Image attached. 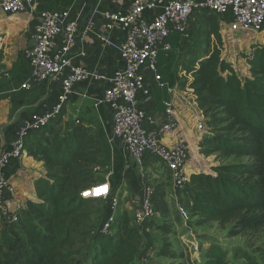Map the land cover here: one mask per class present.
<instances>
[{"label":"trees","instance_id":"1","mask_svg":"<svg viewBox=\"0 0 264 264\" xmlns=\"http://www.w3.org/2000/svg\"><path fill=\"white\" fill-rule=\"evenodd\" d=\"M203 19L209 32L203 56L183 65L181 88L191 92L202 113L210 115L208 126L222 135L200 146L203 155L219 154L247 163L212 167L211 174H191V217L198 226L216 223L225 229L233 224L230 237L258 233L264 230V45H251L249 53L241 55L247 66L242 80L222 58L218 18L206 13ZM169 54L161 55L158 65ZM60 119L61 115L24 142L25 155L43 163L46 175L35 182L36 200L26 203L17 229L0 230V264H133L143 237L130 226L126 213L118 211L113 235L91 237V207L97 199L84 193L100 185V141L78 121L75 126L63 125ZM166 197L163 187L156 188L154 209L163 217L169 214ZM152 220V229L170 234V225ZM228 253L211 245L201 264H230ZM171 256L184 259L182 253ZM187 258L189 264H196ZM233 258L264 264V242L253 251L235 249Z\"/></svg>","mask_w":264,"mask_h":264},{"label":"built area","instance_id":"2","mask_svg":"<svg viewBox=\"0 0 264 264\" xmlns=\"http://www.w3.org/2000/svg\"><path fill=\"white\" fill-rule=\"evenodd\" d=\"M124 2L128 4L124 6ZM32 3L0 0V12L22 13ZM206 13L215 15L221 26L232 30L264 31V0H72L62 12L40 10L34 14L31 44L23 52L31 73L20 90L52 92L56 88L58 94L44 112H33L17 125L8 147L0 141V221L6 231L17 229L19 214L26 208L22 202L13 209L6 206L14 194L7 169L25 154V140L64 113L75 86L82 83L99 85V92L91 100L94 109L108 110V144L119 146L129 162L136 159L142 167L147 159L165 171L177 220L191 218L193 190L186 170V149L177 138L172 144L166 143L177 128L176 113L171 104L154 113L150 104L153 86L168 94L176 93V89L162 83L158 74L160 56L171 52L174 37L186 34L194 15ZM95 48L97 56L89 68L87 61ZM0 76L10 77L7 72ZM198 129L203 130L200 122ZM139 181L140 207L133 209L130 226L142 235L143 244L149 234L148 224L156 216L155 190L140 168ZM117 200L115 192L111 199L113 215L102 223L100 236L114 233ZM147 258L143 254L142 259Z\"/></svg>","mask_w":264,"mask_h":264},{"label":"rangeland","instance_id":"3","mask_svg":"<svg viewBox=\"0 0 264 264\" xmlns=\"http://www.w3.org/2000/svg\"><path fill=\"white\" fill-rule=\"evenodd\" d=\"M220 30L223 39L222 58L232 65L239 77L243 80L247 76L241 55L249 53L251 43H254L256 40L264 43V34H254L241 30L229 32V29L223 26H220ZM208 35L209 32L203 19V14H196L189 22L186 34L173 39V47L168 55L169 57L163 61L161 60L158 65V74L161 77L162 83L169 88L176 89V93L168 94L166 90L157 85L153 86V98L150 104V111L158 113L164 109L166 104L172 105L177 116L178 125L175 132L171 135V138L172 140L175 139L173 141H176V138L179 139L184 145L187 153L186 166L190 165V171L193 172L205 171L211 174L212 167L233 163H247V160L225 158L219 154H212L210 156L203 155L200 146H204L207 139L214 141L220 140L222 135L218 133V129L208 126L210 115L205 116L202 113L194 101L191 92L181 88L185 81V76L182 72L183 65L191 59L203 56V52L201 51L205 49ZM16 36L17 34L14 33L5 34L0 32V73L7 72L10 76L9 79H4L0 76V103L5 100L6 93L14 80V75H19L24 69L22 57L24 49L21 48L18 50L19 53L17 52L16 58L13 56L14 53L10 51L14 45V38ZM2 105L4 104H0V107ZM42 112L44 110L38 111V113ZM109 118V113L108 115L105 114L101 108L98 110L94 109L91 100L82 99L76 105L68 103L60 119L63 125L69 124L75 126L78 121L79 125L88 127L92 135L101 143V161L103 167L97 170L100 185L92 189L91 192L85 193V197L97 199V202L91 207L95 223L98 226V229L95 230L96 236H99L98 233L101 227L100 223L97 224L98 218L104 215L108 200L113 198V193L116 192L118 194L117 203L120 206L119 213H126L130 222H132L133 216L131 211V206L134 205V200L131 195L132 191L129 188H118L120 182L123 180V174L126 169L128 171L129 169H133V167L126 168L131 164L122 155V151L119 149L120 147L117 145L110 146L107 142L110 132ZM199 122L203 125V130L198 129ZM7 123V121L3 120L0 125H8ZM235 135L231 134L230 136ZM143 163L146 166L140 167V169L149 177L155 193L156 188L163 187L166 192V202L169 208L167 217L156 214L152 221H154L153 223L170 225L172 230L170 234L164 235L152 229L153 227L149 224L152 234L144 240L135 264H189L187 260L188 256L196 264H201L204 261L206 249L211 245H219L226 249L229 252L228 259L230 260V264H244L241 259L233 258L234 250L241 248L253 251L264 242V230L258 233H246L240 236L230 237L229 232L232 230L233 224L222 229L216 223L198 226L196 219L192 217L188 221L177 220L175 204L169 196L170 186L167 183V173L160 167L155 166L150 160L144 159ZM135 173L138 175L139 169ZM7 178L10 182L11 177L8 174ZM11 203L13 208L19 203L15 188L10 201H6V206L10 209ZM22 204L24 203L22 202ZM94 225L93 222V227ZM0 230H5V225L1 221ZM95 235L93 232L91 237L93 238ZM179 253L184 255V259L171 256V254ZM143 254H147L149 258L142 259Z\"/></svg>","mask_w":264,"mask_h":264},{"label":"crops","instance_id":"4","mask_svg":"<svg viewBox=\"0 0 264 264\" xmlns=\"http://www.w3.org/2000/svg\"><path fill=\"white\" fill-rule=\"evenodd\" d=\"M72 0H33L32 5L28 6L25 12L14 14V15H3L0 12V32L5 34H17L16 38H14V45L12 49H10L11 53H14V58H16L18 50L26 49L31 44V36H32V25H33V17L34 14L39 12L40 10H50L54 12H62L70 5ZM128 1V0H124ZM128 3L124 2V6ZM220 25V24H219ZM221 26V25H220ZM222 27V26H221ZM226 28V27H225ZM229 29V32H233L234 30ZM254 34H264V31L261 33H254ZM254 44H264L261 43L259 40H256ZM250 45V46H251ZM97 48L93 50V53L90 55L91 57L87 61V66L91 68L94 64L95 57L97 56ZM250 49V48H249ZM23 50V52H24ZM23 54V53H22ZM248 54V53H247ZM24 69L21 73L14 75V80L9 87L5 100H3L0 104H4L0 107V123L1 121H7L8 125H0V141L5 146H9L15 137V131L17 125L33 112L38 111H45L49 108L56 100L58 90L55 88L52 92H49L45 89H33L31 91H23L20 90V86L29 78L31 69L28 62L25 60L24 55ZM245 71L247 70V66L244 64ZM247 76V71H246ZM99 85L95 83H82L75 86V94L70 97L68 103L71 105H76L78 101L82 99L91 100V97L95 96L99 92ZM86 95V98H81L78 95ZM92 101V100H91ZM68 105V104H67ZM46 108V109H45ZM66 109V108H65ZM105 114L108 115L107 109L105 107L101 108ZM5 126V127H3ZM175 140V139H173ZM172 140L171 136L167 137L166 143L172 144L174 141ZM123 154V153H122ZM124 155V154H123ZM125 158V157H124ZM128 162V159L125 158ZM187 163V162H186ZM130 164L126 168H131L123 174V180L120 182L118 188L120 189H127L129 188L132 193V197L134 200V207L131 206V211L133 209L137 210L140 207V199H139V192H140V181H139V174L136 175V170L140 168V165L136 159H131ZM146 166L143 164L142 167ZM186 170L189 175L193 173H207L205 171L200 172H193L190 171V165L186 166ZM7 174L10 178V183L15 188L16 195L18 197L19 202H23L26 206L28 201L34 202L36 200V193H35V182L41 178H44L46 175L45 169L43 167V163L37 162L33 158L24 155L19 161L13 162L8 170ZM210 174V173H207ZM129 186V187H128ZM11 209H13L12 203L10 204ZM118 205V210H119ZM26 209V208H25ZM113 215L112 208H111V199L108 200V205L106 206V211L104 215L99 217L97 224L106 221ZM94 222V235L96 234L95 230L98 229V226ZM149 229L150 236L152 232ZM147 236V238H148ZM143 245V244H142Z\"/></svg>","mask_w":264,"mask_h":264}]
</instances>
